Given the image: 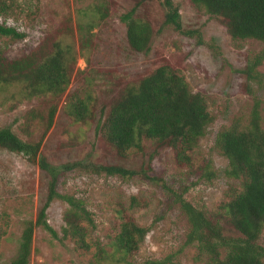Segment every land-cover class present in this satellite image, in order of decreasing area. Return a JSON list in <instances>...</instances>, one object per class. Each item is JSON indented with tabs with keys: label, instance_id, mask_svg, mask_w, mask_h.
I'll list each match as a JSON object with an SVG mask.
<instances>
[{
	"label": "rangeland",
	"instance_id": "374dc122",
	"mask_svg": "<svg viewBox=\"0 0 264 264\" xmlns=\"http://www.w3.org/2000/svg\"><path fill=\"white\" fill-rule=\"evenodd\" d=\"M16 1L9 15H0V24L16 29L25 38L0 36L5 56L20 59L43 44L52 52L61 42L74 47L76 64L72 61V81L61 96L28 98L20 85L1 87L0 128H11L29 143L41 141V155L51 165L75 166L61 173L58 190L83 198L93 212L96 230L92 243L99 241L111 251V235L123 219L132 220L149 228L140 249L130 256L132 261L145 264L170 258L171 264H206V256L197 245L187 243L190 224L177 196L212 216L223 212L228 193L239 187V180L226 175L229 161L216 149V139L237 116L247 119L257 99L264 127V88L254 85V93H249L240 72L264 44L253 39L234 40L220 18L191 0H174L181 13L180 31L165 24L166 10L160 2L142 4L138 16L149 21L154 31L147 53L131 48L127 25L121 19L137 0ZM166 65L179 71L195 93L206 97L214 116L192 152L193 166L179 163L171 148L156 153L151 140L145 141L142 151L132 149L123 158L97 131L101 107L108 106L126 86ZM259 71L264 75V63ZM87 92L95 99L94 116L88 124L74 122L67 110L68 101ZM54 108L53 126L47 130ZM208 161L217 172L213 181L201 178V169ZM91 164L120 165L141 173L123 178L83 168ZM50 180L38 160L0 148V264L17 257L26 223L36 222L46 203ZM67 208L65 202L55 200L47 211L48 223L58 236L36 227L31 264H95V246L85 252L63 237ZM221 225L227 234L238 235L225 221ZM260 244L264 247V231Z\"/></svg>",
	"mask_w": 264,
	"mask_h": 264
},
{
	"label": "trees",
	"instance_id": "16d2710c",
	"mask_svg": "<svg viewBox=\"0 0 264 264\" xmlns=\"http://www.w3.org/2000/svg\"><path fill=\"white\" fill-rule=\"evenodd\" d=\"M152 1L160 2L165 7L166 25L178 31L182 29L180 8L174 0H137L136 5L121 17L127 25L129 44L137 52L147 53L151 49L154 31L149 21L138 16V10L144 2ZM191 1L210 15L220 18L234 40L253 39L264 44V0ZM15 6L16 0H0V15H9ZM80 31L82 34V29ZM0 36H8L12 40L25 38L16 29L2 24ZM74 50L71 45L58 42L54 51L48 52L43 44L28 56L9 60L0 47V88L20 85L28 98L61 96L72 81L71 63L74 61L76 64ZM263 63L264 49L249 58L245 68L240 71L246 78V89L251 94L254 93V85L264 88V75L259 71ZM95 108L91 92H87L84 97L75 94L67 104L68 113L74 122L83 124L91 122ZM100 112L97 131L119 156L125 158L132 149L142 151L145 141L151 140L156 144V153L171 148L177 161L186 166H193L192 152L214 121L206 97L195 93L185 77L167 65L157 68L139 82L126 86L108 106L101 107ZM56 113L57 108H54L49 115L47 130L53 126ZM41 145V141H23L9 127L0 128V148L23 153L33 162L38 160L40 168L51 178L47 200L37 221L26 223L18 255L6 264H31L36 227L58 236L47 220V211L55 200L68 205L64 215L66 226L63 237L71 239L78 250L85 252H90L95 246V264H138L129 258L140 249L149 228L123 219L118 231L111 235V251L99 241L92 243L96 230L93 212L87 208L83 198L58 190L61 173L75 166L51 165L41 155ZM215 147L228 159L226 175L239 180V187L232 188L228 193L229 199L222 206L223 212L212 216L193 206L182 195L177 196L190 224L187 243L197 245L200 254L206 256V264H264V247L260 244L264 231V127L259 99L247 119L237 116L229 126L219 131ZM154 157L151 156L150 161ZM83 168L123 178H132L141 173L120 165L91 164ZM201 170L204 180L213 181L217 177L211 161ZM222 221L238 235L227 234L221 225ZM171 263L170 258L145 262Z\"/></svg>",
	"mask_w": 264,
	"mask_h": 264
}]
</instances>
